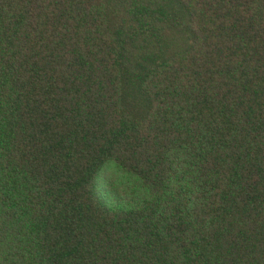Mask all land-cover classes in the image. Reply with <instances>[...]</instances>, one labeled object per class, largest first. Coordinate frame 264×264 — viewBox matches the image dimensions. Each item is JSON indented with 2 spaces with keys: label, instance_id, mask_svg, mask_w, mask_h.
<instances>
[{
  "label": "trees",
  "instance_id": "obj_1",
  "mask_svg": "<svg viewBox=\"0 0 264 264\" xmlns=\"http://www.w3.org/2000/svg\"><path fill=\"white\" fill-rule=\"evenodd\" d=\"M0 264H264V0H0Z\"/></svg>",
  "mask_w": 264,
  "mask_h": 264
},
{
  "label": "rangeland",
  "instance_id": "obj_2",
  "mask_svg": "<svg viewBox=\"0 0 264 264\" xmlns=\"http://www.w3.org/2000/svg\"><path fill=\"white\" fill-rule=\"evenodd\" d=\"M97 183L102 192L112 200H130L129 197L135 195L132 190L137 187L135 177L112 163L103 167L97 177Z\"/></svg>",
  "mask_w": 264,
  "mask_h": 264
}]
</instances>
